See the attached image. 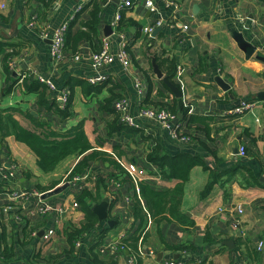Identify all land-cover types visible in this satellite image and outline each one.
I'll return each instance as SVG.
<instances>
[{
	"label": "crops",
	"instance_id": "0c3cea01",
	"mask_svg": "<svg viewBox=\"0 0 264 264\" xmlns=\"http://www.w3.org/2000/svg\"><path fill=\"white\" fill-rule=\"evenodd\" d=\"M130 1L131 6L122 9L126 10V18L135 21L122 34L129 43L131 61L130 69L124 72L117 62L108 68L92 69L90 55L97 49L93 43L80 44L77 62L54 60L50 55V40L41 37L39 29L26 26L33 14L41 27H57L74 16L70 23L74 32L88 18L92 4L75 13L82 0H0V45L11 55L5 70L6 63L0 55V112L14 110V118L31 131L35 130L33 119L59 133L81 125L97 151L105 152L113 160L118 156L123 162L134 164L144 174V180L160 188L171 189L177 181L162 180L157 168L147 160L148 154L156 149L170 158L200 157L204 166L193 167L183 187L180 212L185 223L169 221L159 226L151 223L145 243L139 247L143 254L139 255V249L136 254L140 264L169 260L186 264H242L243 261L264 264V101L257 97L264 92V0H172L180 6L175 18L173 10L167 9L162 0H154L158 6L156 13L149 12L143 1ZM93 2L102 11L99 39H107L115 55L120 38L112 34L105 37L104 29L110 27L119 0ZM157 20L162 25L146 33L145 28ZM183 26H187L185 32L181 31ZM235 32L255 47L249 59L234 41ZM152 59L179 90L180 98L157 79ZM9 63L15 64L13 70ZM131 72L147 83L141 98L132 87ZM22 74L29 75L27 78H46L56 105L46 111L37 105L35 96L24 94L18 81ZM217 77L228 84V91L215 82ZM88 78L99 79L94 84L101 87L99 95L98 92L93 97H84L79 87L73 93L66 87L77 81L88 82ZM69 97L70 117L64 119L56 108L63 109ZM118 98L126 99L131 115L144 107H173L174 113L168 111L173 115L172 124L179 128L177 138H172L167 129L150 128L140 120L135 123L141 127L134 131L122 129L109 134L113 125L122 122H115L116 116L101 112L99 102L109 99L110 106H114ZM242 101H252L254 105L242 114L230 113ZM189 116L196 117V121L187 123ZM183 136H189L190 140L182 141ZM241 145L246 149L244 158L238 155ZM78 159L70 156L45 174L24 144L13 136L4 139L0 136V163L4 170H13L15 174V179L8 182L11 189L42 194L28 201L9 202L0 186V264L88 262L89 249L101 241L98 250L94 249L101 258L115 259L116 264H135L129 251L110 248L139 227L131 214V183L107 162H95L75 180H67ZM99 180L106 185L103 187ZM52 184H55L52 189L65 184L68 187L43 198L52 189L41 191L38 187ZM83 189L99 191L102 199L109 201L107 218L99 221L95 215L97 222L93 228L82 232L70 244L68 233L86 224L81 206H74L77 194ZM38 201L51 205L53 210L39 213L35 210ZM98 203H90L91 208ZM58 208L62 212H57ZM238 208L242 210L240 214ZM21 212L33 216L20 220ZM28 221L33 224L31 228ZM29 229H34V237L27 235ZM48 231H53L54 236L43 245L42 236ZM259 242L263 243L262 252L257 250ZM254 251L259 253L258 259L254 258Z\"/></svg>",
	"mask_w": 264,
	"mask_h": 264
},
{
	"label": "trees",
	"instance_id": "16d2710c",
	"mask_svg": "<svg viewBox=\"0 0 264 264\" xmlns=\"http://www.w3.org/2000/svg\"><path fill=\"white\" fill-rule=\"evenodd\" d=\"M101 12L102 11L99 7V4L93 2L90 11L88 12V18L86 21L79 24L80 29L73 32L71 30L72 24H69L70 27L65 35V51L68 57L78 54L80 50V44L82 42L96 44L97 49L94 50L93 53L99 52L101 50L102 41L99 39L100 32L98 29L101 20ZM131 25H135V21L131 18H126V10H122L120 12V20L117 31H120L121 34H124ZM4 49V46L0 45V55H3V62L6 63L4 66L5 70L7 69V61L10 59L11 55L6 53ZM172 68L168 69V71H172ZM168 75H171V72H168ZM27 77L21 82L23 93L35 96L37 105L45 108L46 111H49L50 108L56 105L54 99L51 97L49 86L40 83L32 76V78ZM66 87L69 88L71 93L74 92L75 87H79L84 97H93L94 94H97L101 90L100 86L98 87V85H92L85 80L70 83ZM99 94L100 92L97 95ZM117 100H119V98ZM112 101H114V98L111 99V102ZM111 102L109 99L99 102L100 111L104 114L116 116L115 122L120 121L118 113L115 112L113 106H110ZM70 103L71 97H69L68 104L63 109L56 108L57 113L64 119L70 117ZM168 107L169 106L161 105L155 108L166 109L174 113L175 109L173 107ZM182 111L185 112V110ZM0 113H5L3 116H0L1 139H4L8 136H13L17 142L24 144L36 157V165L43 173L46 174L52 172L60 162L64 161L70 156L75 155L77 156V159H79L72 167L67 180L74 176L84 174L88 168L94 165L95 162H98V164L107 162L113 166L115 170L125 176V181H128L129 184L131 183L130 186L132 189L131 214L133 219L138 222L139 227L137 231L132 233L128 238L120 240L116 246L118 250L123 248V250H127L129 253H132L131 255H134V259L136 261L135 264L141 263V259H139L136 254L139 247H142L147 238L146 232L142 235L143 228L146 226L147 218H149L150 222L155 226H159L161 223L169 221L185 223V219L180 212V206L183 197V187L184 183L188 180L190 170L196 166H204V163L200 157L193 155H182L170 158L168 156L160 155L155 149L152 153L147 155V160L157 168L162 180H174L177 181V183L173 188L170 189L160 188L148 180H143L137 183L139 194L135 195V192L133 191L135 187L134 183L128 176L125 175V171L116 160L121 159L116 156V159L113 160L111 156L105 152L97 151L95 147H93L88 141L81 125L71 127V129L66 133H59L50 129V127L46 126L45 124H39L37 120L33 119L35 122V130L31 131L20 125L19 122L14 118V110L7 109L1 111ZM195 121L196 117L189 116L187 119V123H193ZM122 129L130 131L135 130L134 128L125 126L124 124H119L117 126L113 125V127L109 129L108 133H118ZM99 181L103 182L102 180ZM54 185L55 184H52L46 188L38 187V190L47 191L52 189ZM105 185L106 184L104 181L103 187ZM208 189L209 187L206 188L205 191ZM101 200L102 195L99 191L92 193L89 190L83 189L77 194L76 203L82 208L86 224L73 230L71 233H68L70 244L71 240H75L82 232L93 228L94 224L97 222V219L91 211L90 203H98ZM33 230L34 229L28 230L27 235H31ZM66 231H68V229ZM101 243H96L89 249L90 256L88 262H79L73 264H116L115 259H105L100 257L97 250L101 246ZM94 249H97L96 252H94ZM5 250L6 253H8V249ZM258 254V252L254 251V258L256 257L258 259Z\"/></svg>",
	"mask_w": 264,
	"mask_h": 264
},
{
	"label": "built area",
	"instance_id": "2783aa9c",
	"mask_svg": "<svg viewBox=\"0 0 264 264\" xmlns=\"http://www.w3.org/2000/svg\"><path fill=\"white\" fill-rule=\"evenodd\" d=\"M136 1H143L144 7L149 12L156 13L158 10V6L155 5L154 0H136ZM92 3H93V0H82L81 4L77 7L75 13L81 11L84 7H87L91 5ZM162 3L167 9L173 10L171 12H172L173 18H175V16L177 15V11L178 12L180 11V6L177 5L175 2H173L172 0H162ZM130 6H131L130 0H119V3L116 6V10L114 12L113 18L110 23L112 36L116 38H120L119 42L117 43V54L115 55L112 54V52L109 49L110 47L109 41L107 39H103L101 50L99 52H95L90 55V65L92 69L97 70L99 68H108L114 62H117L121 66L122 70H124V72L125 71L127 72L130 69L131 61H130V55L127 50L129 43L125 40L121 32L117 31L121 10L129 8ZM73 19H74V16H71L57 27L55 26L41 27L39 23L37 22V16L33 14L29 18V21H27L26 26L29 29H39V34L41 35V37L47 38L50 40V55L54 60L65 61V60L70 59L72 61L77 62L79 60V54L68 57L65 51V35L69 28V24L72 22ZM161 25H162V21L157 20L155 21V23H153L152 26L146 27L145 32L150 33ZM186 30H187V26H183L181 29L182 32H185ZM14 66H15L14 63H9L10 69L13 70ZM26 77H27L26 74H22L20 75V78L18 79V81L22 82V80ZM129 77H130L131 84H132V87L136 95L139 96L140 98L143 97L144 91L147 88V83L144 82L142 78H140L137 74H134L133 72L129 74ZM36 79L42 84L51 86L48 80H46V78L42 76H39ZM88 82L94 85L99 82V79L88 78ZM253 105L254 103L252 101H242L237 106L232 108V110H230V113L242 114L246 111H249L253 107ZM113 108L115 112L118 113L120 121L125 126L135 128V129L140 128L141 125L135 123L136 120H140L143 123H145L147 127L169 130L170 136L174 139L177 138L178 136L179 128L177 125L172 124L173 115L166 109H156L153 107H144V108H141L136 115H131L129 112V105L126 99L117 100L114 103ZM181 140L184 142H187L190 140V137L183 136ZM238 155L241 158H244L246 156L245 146L241 145L238 147ZM113 158L116 159V157H113ZM116 160L118 161V163L121 165V167L125 171V175L128 176L134 183L135 192L138 195L139 193L137 189V183L145 179L144 174L134 164H130V163L127 164L123 162L122 160H118V159ZM14 176L15 174L13 170H4V168L2 167L0 163V186H2L1 188L3 190L2 194L4 193L6 194V198L9 200V202L13 200H17V199L28 201L31 197L39 198L42 195L41 193H38L37 191H34V190L29 191V190L11 189L12 187L10 186V184H8V182H11L12 180H14L15 179ZM76 178L77 176H74L71 179L75 180ZM74 206H77V203H74ZM35 210L41 214H45V213L52 211L53 207L51 205H47L41 201H38L36 203ZM56 211L62 212V209L58 208L56 209ZM237 212L240 214L242 210L238 208ZM19 216L20 217L18 218L20 220L24 218L30 219L29 217H32L33 214L30 212H28L27 214L25 212H21ZM28 222H29V228H31L33 224L30 221ZM238 223L239 221L237 220L236 225H238ZM150 224L151 222L149 218H147L146 226L143 228L142 235L148 231ZM35 235L36 233L35 231H33L30 236L34 237ZM53 236H54L53 231L46 232L42 236V244L45 245L46 243H48ZM110 248L113 251L117 248V246L115 244H112L110 245ZM120 250H123V248H120ZM257 250L260 252L263 251V243L259 242L257 244ZM0 253H1V247H0ZM138 253L139 255H142L143 250L139 249ZM161 264H186V263L180 262V261L169 260V261H164ZM242 264H248V263L246 261H243Z\"/></svg>",
	"mask_w": 264,
	"mask_h": 264
},
{
	"label": "water",
	"instance_id": "95a60500",
	"mask_svg": "<svg viewBox=\"0 0 264 264\" xmlns=\"http://www.w3.org/2000/svg\"><path fill=\"white\" fill-rule=\"evenodd\" d=\"M111 34H112V31H111L110 27L106 26V28L104 29V36L108 37ZM233 39L236 42L238 48L244 53V55L247 59H249L254 54L255 47L252 44H250L249 42H247L241 34H238L237 32H235L233 34ZM256 58L262 60V58L260 56H257ZM152 66H153V73L155 74L157 79L160 80L162 83H164L170 89L172 94H174V96L176 98H180L181 93L171 82H169L168 78L163 76V74L158 70L157 66L154 63V59H152ZM215 82L225 92L230 89L228 84L223 82L219 77L215 78ZM257 97L259 98V100L264 101V92L259 93L257 95ZM173 123L174 124L177 123V120H175ZM67 187H68V184L56 187V188L46 192L44 194L43 198H47V197H50L53 195H57V194L61 193L62 191H64ZM108 209H109V201L106 198H103L98 204H95L91 208V211L94 215L97 216L99 221H103V220H106V218H107ZM108 225L111 226V222H108ZM225 244L231 245L232 243L231 242H225Z\"/></svg>",
	"mask_w": 264,
	"mask_h": 264
}]
</instances>
